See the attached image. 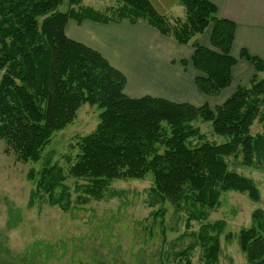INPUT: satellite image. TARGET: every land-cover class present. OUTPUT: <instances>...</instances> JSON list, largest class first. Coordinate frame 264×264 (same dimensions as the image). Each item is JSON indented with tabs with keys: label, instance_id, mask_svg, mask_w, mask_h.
<instances>
[{
	"label": "trees",
	"instance_id": "1",
	"mask_svg": "<svg viewBox=\"0 0 264 264\" xmlns=\"http://www.w3.org/2000/svg\"><path fill=\"white\" fill-rule=\"evenodd\" d=\"M83 1L68 0L69 9L61 12L63 0H0V139L16 158L40 161L53 133L88 103L101 109L99 123L79 142L69 172L89 181L91 192L114 179L142 180L150 174L151 204L168 202L175 210L186 211L187 226L205 216L204 208H215L225 191L258 201L254 181L231 170L228 159L249 168L264 163V133L251 134L256 119L263 117L264 123V79L257 76L264 72V60L241 48L239 58L256 74L248 86H237L213 109L208 103L196 107L150 96L131 98L125 93L124 74L65 32L69 19L100 24L126 20L132 25L144 21L161 35L193 48L190 62L199 73L196 89L214 97L232 82L235 23L218 16L209 0H177L183 21L159 13L149 0H115L121 4L116 20L90 7L74 9ZM208 29L210 45L203 46L200 36ZM197 118L210 122L214 134L226 141L206 140L192 125ZM39 175L31 202L43 198L44 192L50 204L62 205L56 197L65 191L58 171L44 167ZM163 214L157 210L153 215ZM251 220L238 242L249 264H264V209L254 210ZM222 228L217 221L193 233L195 243L179 253L184 264H191L187 257L195 246L201 249L203 264H219Z\"/></svg>",
	"mask_w": 264,
	"mask_h": 264
},
{
	"label": "rangeland",
	"instance_id": "2",
	"mask_svg": "<svg viewBox=\"0 0 264 264\" xmlns=\"http://www.w3.org/2000/svg\"><path fill=\"white\" fill-rule=\"evenodd\" d=\"M149 1L156 11L165 13L163 10L173 0ZM120 6L115 0H84L74 9L90 7L116 20ZM58 8L61 12L68 10V0H63ZM174 9L172 15L176 16L173 18L183 21V8ZM170 13L166 11L165 14L172 17ZM68 23L71 28L81 22L69 19L66 26ZM209 33L210 29L206 30L200 41L205 40V44L210 45ZM77 35L89 39L83 30ZM234 41L230 53L240 59V49L234 50ZM145 49L144 43L141 44V49L133 52V58H140ZM247 65L253 69L249 63ZM189 66L193 67L191 62ZM250 73H245V79L239 75L217 96H205L208 105L213 109L237 86H248L249 78L256 74L254 69ZM257 76L258 80L264 79V72ZM100 113L101 109L95 105L80 106L73 120L53 133L42 158L34 163L19 161L9 145L0 139V264H184V257L179 253L195 243L193 233L217 221L223 224L219 234V264H249L238 239L240 232L251 226L252 212L264 209V163L249 168L229 158L231 170L254 181L259 200L252 201L241 192L225 191L220 194L215 208H204L205 216L191 220L187 226L186 211L175 210L168 202L152 201L154 204H151L153 180L150 174L142 180L114 179L96 192H91L94 187L89 181L71 176L69 170L76 161L78 144L96 129ZM192 125L210 142L226 141L214 134L210 122L197 118ZM261 133H264L263 117L256 119L251 127L252 135ZM44 167H53L61 177L60 185L65 191L64 195L56 197L63 200L62 205L50 204L44 192L41 193L43 198L35 197L31 202ZM157 210L164 214L155 217L153 214ZM262 235L264 239V231ZM200 257L201 249L195 246L187 259L191 264H203Z\"/></svg>",
	"mask_w": 264,
	"mask_h": 264
},
{
	"label": "crops",
	"instance_id": "3",
	"mask_svg": "<svg viewBox=\"0 0 264 264\" xmlns=\"http://www.w3.org/2000/svg\"><path fill=\"white\" fill-rule=\"evenodd\" d=\"M209 1L216 6L218 16L236 24L234 50L244 48L250 55L264 60V0ZM174 8H181L176 0L163 11H171L170 15L175 18L176 15H172ZM165 13L161 14L167 15ZM81 30L86 32L89 39L77 35ZM65 32L70 39L99 52L124 74L125 93L131 98L150 96L196 107L208 103L194 83L199 73L189 66L193 49L162 37L144 21L132 25L126 20L109 24L84 20L71 28L68 23ZM143 43L145 51L140 54V58L134 59L133 52L137 53ZM200 43L208 46L205 40ZM231 55L237 59L236 66L232 68L233 83L239 75L243 77L245 73L251 74L253 69L250 70L242 59ZM182 61L186 62L185 66ZM188 70L190 72L187 73Z\"/></svg>",
	"mask_w": 264,
	"mask_h": 264
}]
</instances>
